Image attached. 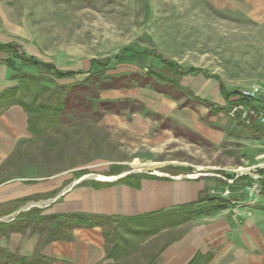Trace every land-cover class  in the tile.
<instances>
[{
	"label": "rangeland",
	"instance_id": "rangeland-1",
	"mask_svg": "<svg viewBox=\"0 0 264 264\" xmlns=\"http://www.w3.org/2000/svg\"><path fill=\"white\" fill-rule=\"evenodd\" d=\"M0 29H7L23 44L36 47L43 60L61 70L80 69L84 62L93 59L101 64L107 62L106 68L90 70L83 79L79 76L75 81H61L52 73L38 70L39 82L25 81L20 85L19 98L30 109L31 121L37 124L35 130L40 135L38 140L19 144L10 160L14 166L10 177H22L31 184L81 169L89 174L85 176L87 181H104L107 177L102 175L121 164L128 171L152 173L158 170L153 161L182 157L183 154H169L174 147L170 145L168 151L153 160L152 154L155 150L160 152V146L156 149L146 142L152 129L136 135L128 126H144L143 121H131L128 114L124 115L125 120L112 118L125 108L143 117L144 113L138 112L159 103L155 91L167 89L157 86L152 73L161 72L157 66L161 60L214 76L219 87L222 85L231 93L251 85L264 90V0H0ZM143 52L148 54H134ZM168 93L181 96L175 90ZM112 96L119 98L111 100ZM223 108L216 114L217 122L227 121L226 140L234 141L215 147L200 145L194 160L199 166L218 168L215 180L220 185L216 190L227 184L223 178H234L240 167L264 165V159L255 156L264 150V130L229 119L226 105ZM145 115L149 120L154 116ZM207 117L203 120L207 121ZM151 121V128H158L160 122ZM249 180L244 177L236 186H244ZM68 187L70 184L65 183L61 191ZM235 190L238 196L233 194L232 198L244 201L245 195ZM31 199H23L21 208L35 205ZM211 200L213 204H228L222 198ZM30 210L33 213H21L12 224L27 225L32 234L48 236L58 221L42 218L41 210ZM14 216L0 217V227ZM246 219L233 221L240 224ZM131 225H125L115 235L116 225L109 223L107 230L115 235L109 248L112 243H117L119 250L137 245L128 251L122 264H150L166 238L148 241L152 231L134 234ZM3 230L8 227L0 228ZM38 264L47 263L38 260Z\"/></svg>",
	"mask_w": 264,
	"mask_h": 264
},
{
	"label": "crops",
	"instance_id": "crops-1",
	"mask_svg": "<svg viewBox=\"0 0 264 264\" xmlns=\"http://www.w3.org/2000/svg\"><path fill=\"white\" fill-rule=\"evenodd\" d=\"M18 57L52 64L41 58L36 47L23 44L7 29H0V210L3 211L0 217L15 214L11 220L3 221L4 225L0 228L15 226L12 223L30 209L41 210L43 216L55 217L58 222L66 220L67 215L79 214L97 217L101 224L66 231L61 239H50V233L48 236L32 234L29 229L3 230L0 231V248L28 259L38 256L47 264H122L128 251L138 246H129L123 250L124 253L115 255L117 243H112L109 248V242L115 240V235H110L107 230L112 222L116 226L119 223L137 224L131 225L134 234L152 231L148 241L166 238L150 264H264V203L257 205L251 218L240 224L234 223L229 204L224 206L211 201L210 191L220 185L215 180L218 168L202 167L194 161L200 145L215 147L234 141L226 140L227 121L221 119L217 122L216 114L225 105L228 111L230 97L221 93L216 77L193 73L168 76L165 80L153 75L157 86L167 89L155 91L159 103L144 107L145 112H138L144 113L143 117L126 108L123 113L121 109L112 116L125 120L124 115L128 114L132 117L131 121H143L144 126L140 123L135 127L128 126L130 132L136 135L146 134L152 129V135L146 138V142L156 149L160 146V152L155 150L152 154L153 160L161 152L168 151L170 145L174 147L169 149V154H183L182 157H176L175 161H171L170 157L167 161L160 159L159 163L153 161L158 170L152 173L128 171L125 164L118 165L113 172L102 175L115 178L112 181H87L85 176L89 174L81 169L72 171L70 175L50 176L43 182L31 184L28 179L10 177V172L13 174L14 171L10 160L19 144L26 140H38L40 135L39 130H35L37 124L31 121L30 113L18 103L20 100L25 105L24 100L19 98L22 94L19 87L24 77L39 82V71L34 65L23 64ZM53 66L62 72L80 73L72 78L59 79L61 81H75L74 78L79 76L83 79L92 70L90 61L84 62L77 70L65 71ZM157 66L161 70L164 68L162 64ZM10 90H16L11 97ZM170 90L181 96H171L168 93ZM225 93L231 92L225 90ZM117 98L112 96L110 99ZM130 106L134 108L132 104ZM147 113L154 115L151 120L160 122L158 128H151L153 122L146 117ZM206 116L207 121L203 120ZM256 155L257 159H264V150ZM65 183L70 187L61 191ZM27 197H32L31 201L36 204L22 209V200ZM15 204L18 205L16 209ZM10 207L12 210L9 211ZM127 239L122 236V240Z\"/></svg>",
	"mask_w": 264,
	"mask_h": 264
},
{
	"label": "built area",
	"instance_id": "built-area-1",
	"mask_svg": "<svg viewBox=\"0 0 264 264\" xmlns=\"http://www.w3.org/2000/svg\"><path fill=\"white\" fill-rule=\"evenodd\" d=\"M229 99L227 114L230 119L248 128L257 126L264 129V90L262 87L251 85L241 88L236 96H231ZM244 177H249L250 180L244 186H236V183ZM223 180L227 184L220 190L212 189L210 195L228 201L235 222L242 218H250L251 208L264 203V165L235 172L234 178H223ZM234 189H239L238 193L245 195L244 201L232 198Z\"/></svg>",
	"mask_w": 264,
	"mask_h": 264
},
{
	"label": "trees",
	"instance_id": "trees-1",
	"mask_svg": "<svg viewBox=\"0 0 264 264\" xmlns=\"http://www.w3.org/2000/svg\"><path fill=\"white\" fill-rule=\"evenodd\" d=\"M135 55L138 56H143V55H147V52H143V53H134ZM19 61L22 62L23 64H30V65H34L38 68L39 71L43 72H49L52 73L54 75L55 78L58 79H63V78H72L76 75H79L80 73H74V72H62L58 69L55 68V66H53L52 64H45L42 62H36L34 60H28L24 57H18ZM108 61V60H107ZM91 67L92 70L93 68H98V69H104L107 66V62H104L103 64H101L100 61L98 60H91ZM162 65L164 66V68L161 70V72L158 73V75L152 73V75L156 76L157 79H165L167 80L170 76H184V75H188V74H192V73H196L199 72V70L193 69V68H189L184 70L182 67H180L179 65L173 63V62H169V61H165V60H161ZM9 65H12V62L9 63ZM169 76V77H168ZM168 77V78H167ZM36 82L34 79L32 78H28V77H24V82ZM222 93L227 97H231V96H236L237 91L234 93H229L226 94L224 88H222V85L220 87ZM16 92V90H10V97L12 96V93ZM18 103L24 107L26 109V111H28L29 113H31L30 109L24 105L20 100L18 101ZM142 177H144V175H142ZM212 201V200H211ZM221 204V203H220ZM36 212L40 213L41 211L39 210H35ZM33 213V211L31 212L28 211V214ZM66 217V221L65 222H58L57 224H55L53 230H51L49 233V238H56V239H61L63 238L62 236L64 235V233L66 234V231H70L72 229L75 228H80V227H92V226H99L100 223V219L97 217H90V216H86V215H79V214H72V215H67ZM42 218L44 219H53L55 221H57L58 219L55 217H49V216H42ZM125 223H119L113 230V233L115 235H117L125 226ZM9 231H13V230H26L28 229L27 225H23L20 227H16V226H7ZM120 230V231H119ZM108 233H110L108 231ZM112 233V234H113ZM107 236H109V234H106ZM111 235V233H110ZM69 236V235H68ZM117 246V245H116ZM115 246V247H116ZM118 247L114 248V252H116L115 255H117L118 252L120 253H124L123 250L117 249ZM112 256V255H111ZM38 260L40 261L38 256H35L32 259H28V258H24L21 257L19 255L16 254H12L7 252L6 250L0 248V264H38Z\"/></svg>",
	"mask_w": 264,
	"mask_h": 264
},
{
	"label": "bare ground",
	"instance_id": "bare-ground-1",
	"mask_svg": "<svg viewBox=\"0 0 264 264\" xmlns=\"http://www.w3.org/2000/svg\"><path fill=\"white\" fill-rule=\"evenodd\" d=\"M245 169L244 168H239L237 171L238 172H242V171H244ZM87 178V177H86ZM115 178H107V180H110V181H112V180H114ZM83 180V179H82Z\"/></svg>",
	"mask_w": 264,
	"mask_h": 264
}]
</instances>
